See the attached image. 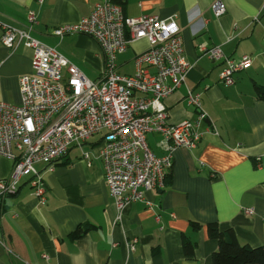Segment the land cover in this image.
<instances>
[{
	"label": "crops",
	"instance_id": "obj_1",
	"mask_svg": "<svg viewBox=\"0 0 264 264\" xmlns=\"http://www.w3.org/2000/svg\"><path fill=\"white\" fill-rule=\"evenodd\" d=\"M216 0H125L126 17L173 16L180 27L188 63L184 84L164 99L167 122L194 120L198 110L186 98L199 95L207 113L193 149L177 147L164 186L146 190L143 199L116 206L97 156L100 135L71 146L51 171L37 165L46 186L40 204L25 175L15 193L0 198V264H212L217 241L206 224L232 228L241 243L264 245V0H220L226 11L214 16ZM97 0H0V23L29 30L32 37L61 53L87 78L104 70L98 42L83 34L52 33L90 14ZM35 22L30 25L28 13ZM0 29V37H1ZM218 46L234 60L249 56L251 65L235 72L224 85L223 58L211 59L200 46ZM145 38L130 42L117 55V71L135 72L134 57L147 48ZM32 49L21 40L14 48L0 39V101L19 104V77L33 72ZM151 72L154 70L149 68ZM149 148L164 153L158 132L146 135ZM84 154L88 158H84ZM88 159V160H87ZM90 162V163H89ZM12 161L0 155V179H7ZM191 221L200 223L192 227ZM89 229L71 234L79 225ZM186 236L194 252L183 248Z\"/></svg>",
	"mask_w": 264,
	"mask_h": 264
},
{
	"label": "built area",
	"instance_id": "obj_2",
	"mask_svg": "<svg viewBox=\"0 0 264 264\" xmlns=\"http://www.w3.org/2000/svg\"><path fill=\"white\" fill-rule=\"evenodd\" d=\"M211 10L220 16L226 7L216 0ZM28 22L31 26L35 22L33 12L28 13ZM0 29L6 47L14 48L21 40L32 49L33 70L19 77V104L0 101V155L12 161L10 176L0 179V198L15 193L20 180L28 175L34 196L43 204L46 186L37 165L51 171L71 146L100 135L97 156L109 192L122 208L142 200L144 191L162 188L172 167L173 151L177 147L193 149L202 137L198 126L207 113L201 109L199 95L189 89L186 98L198 110L196 118L167 122L163 99L184 84L189 68L173 16L126 17L121 4L97 0L88 16L55 27L52 33L56 36L77 33L98 42L104 70L97 80L87 78L61 53L32 37L28 28L17 30L0 23ZM142 38L148 46L134 57L135 72L120 74L117 55ZM200 50L211 59L223 58L219 79L224 85H231L234 73L251 65L249 56L227 58L218 46L201 45ZM150 132L161 134L162 155L149 148L146 135Z\"/></svg>",
	"mask_w": 264,
	"mask_h": 264
},
{
	"label": "trees",
	"instance_id": "obj_3",
	"mask_svg": "<svg viewBox=\"0 0 264 264\" xmlns=\"http://www.w3.org/2000/svg\"><path fill=\"white\" fill-rule=\"evenodd\" d=\"M125 0H114L122 4ZM257 94L264 98V89L256 86ZM192 227H199L200 223L191 221ZM89 224L79 225L71 234L72 237H79L89 229ZM207 234L217 241V249L211 254L212 264H264V245L252 247L241 243L232 228H220L217 223L206 224ZM183 248L187 254L194 252L195 243L186 236L183 240Z\"/></svg>",
	"mask_w": 264,
	"mask_h": 264
}]
</instances>
